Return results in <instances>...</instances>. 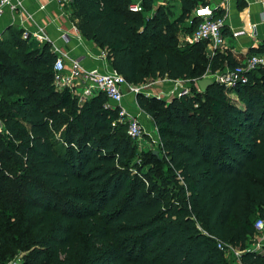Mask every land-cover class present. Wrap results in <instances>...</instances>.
<instances>
[{
    "label": "trees",
    "instance_id": "obj_1",
    "mask_svg": "<svg viewBox=\"0 0 264 264\" xmlns=\"http://www.w3.org/2000/svg\"><path fill=\"white\" fill-rule=\"evenodd\" d=\"M180 1L173 20L161 7L148 16L150 0L140 11L132 0L66 5L127 83L190 82L169 102L136 95L159 138L158 155L142 151L138 160L160 187L133 170L136 146L104 92L79 103L54 85L50 43L14 26L2 32L0 264L18 252L20 264H264V250H245L264 218V69L199 90L195 80L239 61L209 54L207 41L179 45V33L197 25L192 11L208 5ZM217 240L243 252L232 263Z\"/></svg>",
    "mask_w": 264,
    "mask_h": 264
},
{
    "label": "crops",
    "instance_id": "obj_2",
    "mask_svg": "<svg viewBox=\"0 0 264 264\" xmlns=\"http://www.w3.org/2000/svg\"><path fill=\"white\" fill-rule=\"evenodd\" d=\"M141 5L142 0H132ZM151 11L148 16L154 14L158 7H161L171 20L177 18L182 11L180 0H150ZM196 4L205 2L223 18L224 45L217 48L221 52H228L231 57L240 61L249 55L252 49H263L264 52V0H194ZM12 7H5L0 15V35L9 26L21 29L23 33L29 34L32 39L39 41L36 35L45 36L46 39L40 43L48 42L51 50L65 55L66 66L74 57L90 52L93 56L104 53L103 50L94 45L90 40L78 41L72 21L70 9L57 0H13ZM193 17V11H192ZM191 20H186L182 25L189 27ZM234 33H239L234 36ZM67 36V38H66ZM187 34L179 33V45H185ZM66 38V39H65ZM211 51V50H207ZM214 51H212L213 53ZM95 59V58H93ZM88 59L83 63L84 68H89L93 64L99 66L101 62ZM69 67H67L68 69ZM164 79H155L152 84ZM176 81V80H169ZM166 90V87L160 86ZM159 88L157 85L154 89ZM164 95V90L160 88L156 93ZM157 97V96H156ZM135 100V111L138 119L145 128L146 132L157 138V131L149 115L142 111ZM133 110V109H132Z\"/></svg>",
    "mask_w": 264,
    "mask_h": 264
},
{
    "label": "built area",
    "instance_id": "obj_3",
    "mask_svg": "<svg viewBox=\"0 0 264 264\" xmlns=\"http://www.w3.org/2000/svg\"><path fill=\"white\" fill-rule=\"evenodd\" d=\"M13 0H0V15L5 7H12ZM64 5H67L70 0H57ZM132 11H140L141 5L132 2L129 6ZM215 10L210 5H201L194 9L193 18L197 19V25L193 32L187 36L186 43L192 44L198 41H207V50L209 54H213L217 48L224 45V36L222 34L223 18L215 16ZM191 22V21H190ZM78 41L83 40L78 30L74 28ZM29 34L23 33V37L27 38ZM239 33H234L238 36ZM40 42L46 39L45 36L36 35ZM32 38V37H31ZM67 38V36H66ZM65 38V39H66ZM93 59L101 62L99 66L93 64L89 68H84L83 63L88 59ZM67 67H69L67 69ZM264 69V52L253 53L244 57L239 61L234 68H225L215 74V80L224 84H240L245 83L248 79L247 73L257 69ZM209 74V73H207ZM53 82L58 90H67L78 98L79 103H83L89 98L95 96L99 92H104L107 96L106 106L118 108L119 122L127 123V135L132 139L136 149H140L143 143L155 144V149L158 150L159 138L152 139L151 134L147 133L137 114L129 110L128 98L130 95L136 96L138 93H143L146 96L149 94L142 92L140 86L129 84L125 81L115 69H113L107 61L104 53L93 56L90 52L80 54L69 61V66H66L65 55L57 53L56 60L53 64ZM187 93V89H182L177 92V97ZM146 135L150 137V142L145 139ZM148 148V147H147ZM151 150V148L146 149ZM142 152V151H141ZM256 234L254 242L248 244L245 248L247 251L262 253L264 250V218H257L254 222ZM217 246L225 251L227 256L228 250L225 243L217 240ZM232 254L238 258L243 250L231 247ZM21 256L14 257L4 264H20Z\"/></svg>",
    "mask_w": 264,
    "mask_h": 264
},
{
    "label": "rangeland",
    "instance_id": "obj_4",
    "mask_svg": "<svg viewBox=\"0 0 264 264\" xmlns=\"http://www.w3.org/2000/svg\"><path fill=\"white\" fill-rule=\"evenodd\" d=\"M216 73L217 72L206 74L202 78H209L210 80H213L215 78ZM152 82L153 81H149L146 83V85L140 86L141 91L149 94L148 96H150V97H152V96L156 97L157 96L156 98L162 99L166 102H169L173 97H177V92L179 90L187 89V92H188L190 90V87H191L190 82L188 80H181V79H178L176 81L161 80L160 82L155 83L154 85L152 84ZM194 84L200 90V88L197 84V80L194 81ZM156 85L161 90H164L165 93L166 92L167 93L164 95L160 94V92L156 93V90L159 89V88L154 89ZM160 86H163V87L167 86V89H169V90L161 88ZM128 100H129L128 101L129 110L133 113L135 111L134 108H136V107H134L135 106L134 96L130 95ZM59 131H61V129ZM146 136L149 139L148 138H145V139H147L150 142V137L148 135H146ZM151 138L154 139V137L152 135H151ZM147 147L151 148V150H154L156 148L154 143L147 144L144 142L143 146L140 147V149H136V155L134 156L132 164H131L133 166V170L135 172H141V173L145 174L144 178L146 179V186H150L152 184H154V185L156 184L158 187H160L162 185L165 186V182L162 180V178L160 177V175L158 173L148 174L149 165L142 164V162L138 160L141 151L146 152L147 151L146 149H148ZM151 150L149 149L148 151H151ZM258 216H259L258 214H255L254 218H256ZM252 240H254V238ZM227 250H228V254L226 257L228 260H231L233 263L235 256L232 254L231 246H228ZM17 256H22V252H18L14 255V257H17Z\"/></svg>",
    "mask_w": 264,
    "mask_h": 264
},
{
    "label": "water",
    "instance_id": "obj_5",
    "mask_svg": "<svg viewBox=\"0 0 264 264\" xmlns=\"http://www.w3.org/2000/svg\"><path fill=\"white\" fill-rule=\"evenodd\" d=\"M213 80H210L209 78H201L199 80H197V84L200 88L201 91L205 90L206 87L212 82ZM153 153L158 155V151L157 150H153Z\"/></svg>",
    "mask_w": 264,
    "mask_h": 264
}]
</instances>
